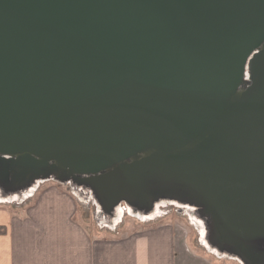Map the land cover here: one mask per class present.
<instances>
[{
    "label": "water",
    "instance_id": "water-1",
    "mask_svg": "<svg viewBox=\"0 0 264 264\" xmlns=\"http://www.w3.org/2000/svg\"><path fill=\"white\" fill-rule=\"evenodd\" d=\"M51 178L264 264V0H0V186Z\"/></svg>",
    "mask_w": 264,
    "mask_h": 264
},
{
    "label": "crops",
    "instance_id": "crops-1",
    "mask_svg": "<svg viewBox=\"0 0 264 264\" xmlns=\"http://www.w3.org/2000/svg\"><path fill=\"white\" fill-rule=\"evenodd\" d=\"M9 205L0 206V264H218L173 228L98 236L83 226L77 200L62 186L44 188L23 210Z\"/></svg>",
    "mask_w": 264,
    "mask_h": 264
},
{
    "label": "rangeland",
    "instance_id": "rangeland-1",
    "mask_svg": "<svg viewBox=\"0 0 264 264\" xmlns=\"http://www.w3.org/2000/svg\"><path fill=\"white\" fill-rule=\"evenodd\" d=\"M54 185L62 186L66 195L77 200L81 223L99 234L98 236L118 239L121 236L126 238L142 232L173 228L179 240L188 243L198 253L209 256L214 262L244 264L237 257L220 251L212 244L211 233L198 208L173 200H160L150 212L122 203L112 214H107L89 189L72 181L62 183L51 178L37 181L31 187L14 194H8L0 186V206L14 204V210H23L31 205V201L41 190Z\"/></svg>",
    "mask_w": 264,
    "mask_h": 264
},
{
    "label": "bare ground",
    "instance_id": "bare-ground-1",
    "mask_svg": "<svg viewBox=\"0 0 264 264\" xmlns=\"http://www.w3.org/2000/svg\"><path fill=\"white\" fill-rule=\"evenodd\" d=\"M246 80H249V76H248V74L246 75ZM204 220V222H205V224H206V226H207V228L209 229V221H208V219H203ZM210 235V234H209Z\"/></svg>",
    "mask_w": 264,
    "mask_h": 264
}]
</instances>
